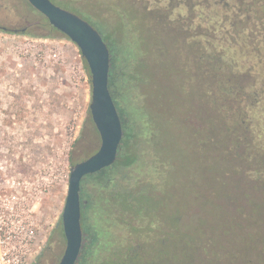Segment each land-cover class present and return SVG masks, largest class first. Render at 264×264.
I'll list each match as a JSON object with an SVG mask.
<instances>
[{"label": "rangeland", "instance_id": "1", "mask_svg": "<svg viewBox=\"0 0 264 264\" xmlns=\"http://www.w3.org/2000/svg\"><path fill=\"white\" fill-rule=\"evenodd\" d=\"M51 1L89 22L106 43L114 36L121 37L141 49L138 64L133 66L138 86L154 110L147 112L155 114L159 124L151 143L139 148L142 157L133 173L142 177L143 161L159 168L154 183L152 179L141 187L147 192L161 185L150 192L157 197L145 201L146 221L159 219L168 239L145 243V255L132 254L128 264H207L209 259L203 257L208 254L207 241L221 251L229 247L251 252L255 248L257 253L250 258L256 259L258 248L264 246V228L258 245L235 232L246 202L253 203L260 195L248 178L237 176L238 165V171L244 172L237 154L229 148L224 153L216 146L219 141L211 144L206 139L211 137L209 124L200 117H192V122L186 119L188 114L192 116V82L187 85L184 81L192 77V70L185 68L184 72L181 65L192 58V45L180 48L179 44V49V35L167 28L150 31L147 24L154 21L145 17L147 7L140 2ZM147 1L148 5H171L170 0ZM175 1L170 9L176 8L172 19L187 18L192 0ZM38 14L27 0H0V197H38V254L49 239L39 264H58L66 248L62 214L71 167L98 150L100 137L90 116L91 77L79 48L64 35L50 32ZM155 46L163 47L165 55L155 52ZM244 190L252 195L245 197V203ZM250 208L253 221L259 210ZM132 213L139 214L136 210ZM229 215H234L236 231ZM95 225L101 229L106 222L95 218ZM118 225L112 219V226ZM115 231L119 236L126 232L124 227ZM112 237L107 242L113 241L114 257L108 260L117 264L113 260L119 258L125 241L115 242Z\"/></svg>", "mask_w": 264, "mask_h": 264}, {"label": "trees", "instance_id": "2", "mask_svg": "<svg viewBox=\"0 0 264 264\" xmlns=\"http://www.w3.org/2000/svg\"><path fill=\"white\" fill-rule=\"evenodd\" d=\"M132 1L137 5L142 3L143 8L147 7V10H144L145 17H151L154 21L153 24H147L151 26L148 27L150 31L160 27L167 28L173 34L179 35L178 48L179 44L183 46L180 48H185L186 43L192 45V58L186 60L183 65L180 64L182 71L187 72L185 68L192 70V117H200L209 124L211 137L206 139L211 144L219 141L216 146L221 147L224 153H227L226 148H229L233 154H237L240 164L244 167L241 174L238 165L237 176L248 178L253 183V189L260 195H257L259 200L246 202L248 205L246 204L241 221L237 223V231V227H233L234 215H229L230 225L235 233H242L244 241L253 240L255 245L260 244V233L264 228V0H192L187 18L179 16L175 19H172V13L176 12V8L170 10L172 1L175 3V0H168L170 7L148 5L147 0H130ZM38 15L50 32L61 34L42 14ZM114 37L109 43L105 42L111 53V66L116 62L122 69L132 64L137 66L140 57L137 52L141 50L138 45L133 46L121 37ZM153 49L162 56L167 52L161 46H155ZM84 64L90 74L85 60ZM117 80L124 82L125 78L119 75L117 79L110 70L109 89L113 98V87ZM90 178L96 177L90 175ZM98 178L106 180L108 176L100 174ZM227 196L229 197L230 193ZM245 197L252 195L244 190L243 203ZM87 199L89 206L85 207L89 208L93 199ZM250 206L259 210L253 221L248 211ZM105 222L110 225L112 219L107 218ZM82 228L90 233V239L89 245L83 248L78 264H109L110 260L106 257H114L113 250L109 247L103 250L106 260L97 262L102 253L97 235L98 228L95 218L87 216L84 211ZM253 231L254 235L251 234ZM208 243L210 242L207 241L208 254L203 256L209 259L207 264H264V246L258 248V257L252 260L250 257L254 251L257 253V249L253 247L251 252L245 249L229 250V247L221 251ZM214 252L220 255L210 258L209 253L216 254ZM241 255L245 258H240Z\"/></svg>", "mask_w": 264, "mask_h": 264}, {"label": "flooded vegetation", "instance_id": "3", "mask_svg": "<svg viewBox=\"0 0 264 264\" xmlns=\"http://www.w3.org/2000/svg\"><path fill=\"white\" fill-rule=\"evenodd\" d=\"M189 21L191 30L192 17L189 18ZM134 69L133 64L123 69L117 62L111 66V72L117 76V79H119V75L125 78L124 82L117 80L113 87V101L117 108L123 130V138L118 149L117 159L112 166L93 174L96 178L92 179L90 175H87L81 182V214L84 211L87 216H93L94 218H102L103 220L111 218L113 222L119 224L118 227H124L126 231L124 236H119L115 231V228L118 227L112 226V223L110 225L106 223L104 225L105 227L98 228L97 235L99 236V245L101 244L99 247L102 249V253H100L97 261L98 263L110 259L103 253L104 248L109 247L112 250L115 249L114 244L112 245L113 241L107 242L111 240V234L115 242L119 240L125 241V246L120 248L122 249L119 255L120 258H116L115 261L113 260L117 264H128L132 254L141 252L142 255H145L142 252V249L146 245L145 243L151 244L154 241L165 242L168 239L167 233L163 231L164 229H160L159 219H151L150 222L146 221H149V217L147 216L149 214H147L148 208L145 205V201L149 199L148 197H157V195L150 192H152V188L158 191L161 185L157 184V186L151 189L149 188L147 192L141 187L144 182L152 179V183H154L160 174L159 168L151 167V163L143 161L142 167L140 168L142 177L133 173V168L139 164V160L142 157V151L139 148L142 147V143H151L150 139L153 137L155 129H158L159 124L155 114L150 115L147 112L154 110L148 104L145 93L138 86L139 84ZM191 82L192 79L188 77L184 84L190 85ZM90 116L92 118L91 112ZM186 119L192 122V116L190 114L187 115ZM190 124L192 125V123ZM100 147L101 137L98 150ZM136 148L139 151L136 152ZM91 156L79 163L86 161ZM118 163L120 164L117 167L116 165ZM100 174L108 176V179L100 180L98 178ZM154 174L156 177L152 178ZM87 198L93 199L92 206L89 208H87L89 206ZM133 210H136L141 215L133 214ZM83 234L84 246L89 245L90 233L83 230ZM48 241L45 243L42 251L37 255L33 264H39L41 256L48 246ZM149 259L151 258L149 257ZM147 263L148 261L145 262V264Z\"/></svg>", "mask_w": 264, "mask_h": 264}, {"label": "water", "instance_id": "4", "mask_svg": "<svg viewBox=\"0 0 264 264\" xmlns=\"http://www.w3.org/2000/svg\"><path fill=\"white\" fill-rule=\"evenodd\" d=\"M49 24L67 37L80 50L91 75L90 112L101 137V147L86 161L71 167L69 187L62 214L66 240L64 254L58 264H78L84 248L81 214V182L112 166L123 138L120 117L109 89L111 53L102 35L87 21L51 0H27Z\"/></svg>", "mask_w": 264, "mask_h": 264}, {"label": "built area", "instance_id": "5", "mask_svg": "<svg viewBox=\"0 0 264 264\" xmlns=\"http://www.w3.org/2000/svg\"><path fill=\"white\" fill-rule=\"evenodd\" d=\"M38 197H0V264H33L40 223Z\"/></svg>", "mask_w": 264, "mask_h": 264}]
</instances>
